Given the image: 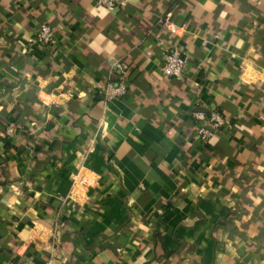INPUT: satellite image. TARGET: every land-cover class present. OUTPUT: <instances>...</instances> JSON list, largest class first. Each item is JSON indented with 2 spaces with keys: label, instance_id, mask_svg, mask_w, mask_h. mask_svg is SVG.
Masks as SVG:
<instances>
[{
  "label": "crops",
  "instance_id": "0c3cea01",
  "mask_svg": "<svg viewBox=\"0 0 264 264\" xmlns=\"http://www.w3.org/2000/svg\"><path fill=\"white\" fill-rule=\"evenodd\" d=\"M0 264H264V0H0Z\"/></svg>",
  "mask_w": 264,
  "mask_h": 264
},
{
  "label": "built area",
  "instance_id": "2783aa9c",
  "mask_svg": "<svg viewBox=\"0 0 264 264\" xmlns=\"http://www.w3.org/2000/svg\"><path fill=\"white\" fill-rule=\"evenodd\" d=\"M129 0H94L95 4L105 7L106 9L112 10L116 6L125 5ZM163 23L169 26L167 21ZM176 26H173L170 30L174 31ZM33 42L39 45H50L54 42V32L51 25L47 21H43L40 24L39 30L36 32ZM186 65V57L183 52L177 48L173 47L169 49L165 56L164 61L160 65L159 70L165 76H175L181 77L184 74V68ZM127 86L125 82L120 79L119 81L110 80L102 88V95L104 99L117 98L126 92ZM198 118L202 119L204 116L202 114L197 115ZM208 121L210 122L208 126H200L197 128L195 137L201 142L207 141L214 133L215 129L225 125L227 121L218 115L216 112L212 111L209 114ZM4 132L6 135L11 136L16 132V128L13 123H9ZM92 150V147H89ZM74 180H76L73 177Z\"/></svg>",
  "mask_w": 264,
  "mask_h": 264
},
{
  "label": "water",
  "instance_id": "95a60500",
  "mask_svg": "<svg viewBox=\"0 0 264 264\" xmlns=\"http://www.w3.org/2000/svg\"><path fill=\"white\" fill-rule=\"evenodd\" d=\"M199 110H204V109H202V108L199 107Z\"/></svg>",
  "mask_w": 264,
  "mask_h": 264
}]
</instances>
